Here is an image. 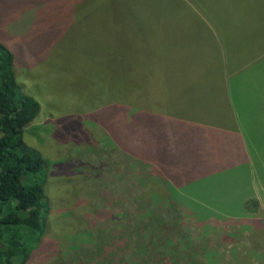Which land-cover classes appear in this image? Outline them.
Returning <instances> with one entry per match:
<instances>
[{"label": "rangeland", "instance_id": "obj_1", "mask_svg": "<svg viewBox=\"0 0 264 264\" xmlns=\"http://www.w3.org/2000/svg\"><path fill=\"white\" fill-rule=\"evenodd\" d=\"M191 1L0 0V44L13 54L19 91L40 107L23 142L46 165L49 214L30 264H264V226L253 234L242 200H223L246 177L238 156L192 126L142 115L185 114L188 105H167L172 92L204 76L216 84L218 66L202 57L201 0ZM210 101L189 114L212 120ZM176 137L194 154L184 166L170 149ZM169 161L165 180L159 172ZM224 166L232 168L219 181ZM197 169L216 173L201 185L211 207L169 188ZM234 219L251 231L224 232Z\"/></svg>", "mask_w": 264, "mask_h": 264}, {"label": "crops", "instance_id": "obj_2", "mask_svg": "<svg viewBox=\"0 0 264 264\" xmlns=\"http://www.w3.org/2000/svg\"><path fill=\"white\" fill-rule=\"evenodd\" d=\"M188 4L193 8L192 3ZM200 5L202 41L208 51L202 53V57L212 63V68L218 66L216 74L212 73L216 84L190 85L187 91L172 92L167 105H188L189 112H164L156 116L165 123L170 120L192 126L196 133L217 140L218 147L227 148L231 157H243L246 164L242 163L239 168L246 177L241 181L245 184L244 190L249 192L242 197L256 199L264 221V0H201ZM238 62L241 65H237ZM231 78L236 79L234 90L243 96L240 106L233 100ZM194 92L202 95L193 96ZM203 97L213 99L210 102L216 110L211 114L212 120L189 114ZM249 100L255 101L257 108H249L247 112L242 105ZM231 168L224 166L222 172L227 173Z\"/></svg>", "mask_w": 264, "mask_h": 264}, {"label": "trees", "instance_id": "obj_3", "mask_svg": "<svg viewBox=\"0 0 264 264\" xmlns=\"http://www.w3.org/2000/svg\"><path fill=\"white\" fill-rule=\"evenodd\" d=\"M206 77L204 76L200 82L193 80L195 84L191 83V86L207 85L208 77ZM39 109V104L33 98L19 91L15 80L13 54L6 46L0 44V264H30L46 231L49 214L44 191L46 165L43 159L23 142L24 130L33 122ZM142 110L145 111L142 112V115L148 112L152 118L159 120L156 113ZM128 117L130 122L126 125L131 126L133 117ZM148 124L151 128L152 124ZM176 139L175 150L177 152L174 153V157L178 160L181 159L182 166H184L185 159H194V154L187 155L186 153L185 155L184 152H187L190 147L186 146V150H184L185 147H182L179 138L176 137ZM197 157L199 158V155ZM238 158L243 164H246L243 157L238 156ZM149 161L151 162V160ZM165 165L168 167L159 172V175L168 180L172 178V175L168 173L172 164L169 161ZM222 168L217 177L219 181L223 180L220 177V174L224 173ZM194 172L190 173V177L186 175L187 180L182 185L173 183L172 186L169 185V188L173 189L172 194L176 193L179 196L190 198L197 204L211 207V204H207L203 200H208L207 198L212 195L207 196L204 192L205 187H201V185L204 183L210 186L215 181L216 173L209 176L212 172L208 169L206 171L197 169ZM189 182L190 184L195 183L197 187L200 186L199 189L194 192V190L185 187ZM234 186V195L230 189L226 188V199L223 200H245L243 204L241 203L242 213L252 219L250 223L254 225V228L251 231L248 225L242 227L241 222L237 223L241 220L234 219L236 223L233 230L231 226L223 224L225 227L227 226V230L224 232L230 230L240 235L242 230L246 229L245 227H247L246 230L249 228L253 234L256 229L261 231L264 224L262 216L259 215L256 199L250 196L242 197L249 192L248 189L244 190L243 181ZM222 216L225 217L226 214L223 213Z\"/></svg>", "mask_w": 264, "mask_h": 264}]
</instances>
